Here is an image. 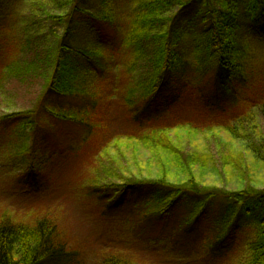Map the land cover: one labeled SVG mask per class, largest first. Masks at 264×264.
Segmentation results:
<instances>
[{
	"label": "rangeland",
	"instance_id": "rangeland-1",
	"mask_svg": "<svg viewBox=\"0 0 264 264\" xmlns=\"http://www.w3.org/2000/svg\"><path fill=\"white\" fill-rule=\"evenodd\" d=\"M82 1L88 15L77 14L81 22L75 28L71 44L93 52L97 45L94 41L99 34L92 36V29L104 35L102 39L106 41L100 42L102 49L99 48L97 65L101 70L97 69L88 80H83L87 89L96 93L90 103L92 108L88 111L93 115V122L97 120L103 125L95 129L99 138L105 135V139L109 137L111 140L119 136L122 142L124 136L139 135L140 132L124 118L129 116L126 104L123 103L124 98L134 108H141L138 115L145 125V133L163 119H170L166 122L177 120L178 123H190L194 128L202 129L210 123H216V118L224 117L220 116L222 109L229 111L239 103L234 104L232 101H237L236 97L226 94L225 100L219 104L217 98L222 94L217 93L208 82L212 71L201 50V42L187 34L189 30L180 38L176 48L183 65L176 72L173 89L178 92L180 90V100H173L170 91L162 89L152 100L147 101L144 92L154 71V56L159 46L154 34L158 29L149 31L148 36H142L136 29V20L143 11L140 5L148 0ZM208 1L212 8H221L222 0ZM234 1L242 18V27L251 29L252 23L245 18L244 12L248 0ZM67 3V0H0V117L9 114L17 116L12 121L0 123V217L1 213H6L15 222L27 223L31 219V211L33 216L48 214L57 218L67 238L68 247L79 252L80 257L87 256L88 264H92L101 255L117 251L124 252L135 264H245L248 244L254 237L255 225L251 219L241 216L233 228L231 223L224 225L221 222L224 220L225 208L218 206L216 201H210L204 214L191 225L190 209L184 205V200L179 199L174 214L168 220L156 221L151 226L145 222L139 223L142 220L140 216L152 215L157 209L155 204L151 205L147 201H121L120 209L107 215L104 221L90 211L78 191L85 183L84 178H89L91 174L104 176L92 170L95 161L93 154L96 152V146L91 147L95 141L94 136L82 143L80 136L83 130L78 123L58 120L47 111L40 110L41 117L37 121L51 137L46 140L42 135L31 138L29 126L24 125L30 117L26 113L40 104L41 108L54 109L52 106L58 105L57 99L54 101L50 96L39 104V96L52 70L53 47L64 29L63 22L59 24L52 21L48 15L62 16ZM195 3L185 15L180 16L181 21L176 24L185 27L182 19L193 16L194 9L202 8ZM166 15L160 16L165 18ZM104 17L107 25L98 24V19L103 20ZM158 22L154 25L157 28L162 24ZM243 33L240 37L245 38ZM249 34L250 74L253 79L239 91L240 100L259 93L262 87L259 79L264 75V30L263 33ZM136 44H140V49L135 47ZM72 59L76 73L85 78L84 72L90 68L89 63L79 57ZM9 61L14 63L5 68ZM207 99L211 101L206 105L208 107L203 105ZM146 101V106H143ZM60 103V107H67L64 101ZM215 107L218 115L216 118L209 117L208 111L215 113ZM256 116L259 130L264 134V115L257 112ZM248 125L253 130L254 127ZM171 135L169 144L181 146L185 155L191 150H207L205 136L208 133L184 128ZM213 136L211 138L215 139ZM219 137L228 146L232 163H224L222 168L223 164L217 165L219 167H215L213 173H203L199 179L225 192L243 189L249 181L257 184L258 187L253 186L261 190L264 187V171L252 165V158L244 144L232 143L225 134ZM123 144L125 142L119 147L120 153L126 150ZM138 150L137 164L143 167L141 173L156 175L155 169L145 162L154 155L144 148ZM109 151L108 155L119 154L113 148ZM123 154L121 159L126 160L129 155L126 152ZM111 157L103 163L109 164L113 160ZM30 165L37 170L39 182L31 179L30 184L26 185L25 171ZM199 175L194 174L196 179ZM53 178H58L56 184L51 182L49 191L43 189V193L40 192L41 180L49 181ZM146 196L145 200H148ZM40 208L42 210L36 212ZM205 233L216 235V240L208 248L198 243Z\"/></svg>",
	"mask_w": 264,
	"mask_h": 264
},
{
	"label": "trees",
	"instance_id": "trees-1",
	"mask_svg": "<svg viewBox=\"0 0 264 264\" xmlns=\"http://www.w3.org/2000/svg\"><path fill=\"white\" fill-rule=\"evenodd\" d=\"M67 1V9L62 16L48 15L52 21L59 24L63 22L64 29L53 47L52 70L45 79L43 92L39 96V104L41 100L44 102L50 96L54 101L57 99L56 104L58 105L52 106L56 109L46 107L45 109L41 108L40 104L37 108L29 110L28 114L26 113L30 117L27 118L28 121L24 125L29 126L31 138L42 135L46 140L51 137L37 121L38 117H41L40 110L47 111L58 120H70L78 123L83 130V134L80 136L82 143L88 142L87 140L94 136L95 141L91 147L96 146V152L93 154L95 161L92 170H97L104 176L97 177V174H91L89 178H84L85 183L78 188V191L90 211L104 221L107 215L110 216L120 209L121 201H147L151 205L155 204L157 209L152 215L140 216V220H142L139 223L145 222L146 225L151 226L156 221L168 220L174 214L179 199H182L184 205L190 209L192 218L190 224L193 225L199 216L204 214L206 208L211 204L210 201H216L218 206L225 208L222 224L231 223L233 228L241 216L251 219L255 225L254 237L248 244L245 264H264V187L260 190L254 187L255 185L258 187L257 184L249 181L243 189L225 192L199 179L203 173H213L215 167L218 168L223 164L222 168L224 163H232L228 146L219 137L220 134L228 135L231 142L237 143V145H241L242 142L252 158V165L264 171V134L259 130L260 126L255 120L257 112L264 115V75L259 79V84L262 85L259 93L256 92L254 96L241 100L239 96V91L253 79L250 74V49L248 50V48L251 43L248 35L254 32L263 33L264 0L247 1L244 12L245 18L247 17L252 23L251 29L242 27V18L234 0H222L219 9L212 8L208 0H148L140 5L143 11L136 20V29L142 33V36H148L149 31L158 29L154 34V39L159 43L154 56V71L144 92L147 101L152 100L162 89L170 91L173 100H180V90L178 92L173 89L176 72L183 65L182 58L176 48L180 38L186 35L189 30L187 34L195 36L201 42V50L212 71L208 82L217 93L222 94L217 98L219 104L225 100L226 94L236 97L237 101L233 100V103L238 101L239 103H234V108H230L232 110L222 109L223 113L220 115L224 116L222 118H216L218 115L216 107L213 108L215 113L208 111L209 117L216 118V123H210L202 129L194 128L190 123H178L177 120L166 122L170 119H163L148 133H145V129H143L145 125L141 123L138 115L141 108H134L129 100L124 98L125 102L123 101V103L126 104L129 114L124 118L140 133L137 132L139 135L136 137L129 135L122 138L126 150L121 153L119 147L122 142H120L119 136L110 140L109 137L105 139V135L99 138L95 134V129L103 126L97 120L93 122V115H90L88 111L90 107L92 108L90 103L96 93L89 91L83 82L85 79L88 80L89 76L97 69L101 70L98 68L97 61L100 58L99 48L102 49L100 42L106 43L102 39L104 35L92 29V36L99 34L97 40L94 41L97 45L93 52L82 50L71 44L75 28L81 22L77 18V14L88 15V11L82 0ZM193 2L202 8L194 9L193 16H186L182 19L185 22V27L176 24L181 21L180 16L185 15L187 10L191 9ZM160 15L167 17H163V19ZM98 21L99 23L95 20L100 25H107L105 17ZM157 21L162 23L158 28L154 26ZM133 31V35H135V29ZM242 31H244L242 35L245 38L240 37ZM139 45L136 44L135 47L140 49ZM73 57L82 58L89 63L91 69L84 72L85 78L76 73ZM12 63L14 62L9 61L5 68L11 66ZM61 100L64 101V105L67 104V107L59 106ZM147 101L143 106H146ZM210 103L211 101L207 99L203 105L206 106ZM16 117L14 114L5 115V117H0V123L12 121ZM248 123L254 127L253 130L249 129ZM184 128L193 130V132L208 133L209 135L205 136V138L207 137V150H191L186 153L187 156L181 146L176 144V146H171L169 144L171 134ZM213 134L215 139L211 138ZM254 137L256 139H252ZM210 145H212L211 149ZM111 148L116 150V154H118V150L119 154L117 156L108 155ZM138 148H144L149 154L154 155L153 158L149 157L145 162L147 166L155 169L156 175L141 173L143 167H139L137 164ZM123 152L129 155L126 160L121 159V156H124ZM110 156L113 160L109 164L103 163ZM237 162L239 163L240 159ZM235 165L238 166L237 163ZM25 172L26 185L30 184L31 179L39 182V175L33 166L30 165ZM194 172L201 175L196 179ZM57 179L41 180L40 192L43 193V189L49 191L50 183ZM80 179H82L81 176ZM51 189L54 190V188ZM145 196L148 200H145ZM41 210L40 208L36 212ZM29 214H31V219L25 223L24 221L15 222L6 213L3 215L1 213L0 264H80V262L88 264L87 256L80 257L79 252L68 247L67 238L57 218L48 214L33 216L31 211ZM137 220L135 221L137 222ZM216 232L220 234V231L216 230ZM220 238L217 239L221 240ZM214 240H216V235L205 233L198 243L208 248ZM92 264L135 263L132 258L126 257L124 252L117 251L101 255Z\"/></svg>",
	"mask_w": 264,
	"mask_h": 264
}]
</instances>
